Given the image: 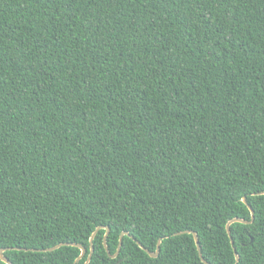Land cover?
I'll list each match as a JSON object with an SVG mask.
<instances>
[{"label":"trees","instance_id":"16d2710c","mask_svg":"<svg viewBox=\"0 0 264 264\" xmlns=\"http://www.w3.org/2000/svg\"><path fill=\"white\" fill-rule=\"evenodd\" d=\"M263 193L264 0H0L11 264H264Z\"/></svg>","mask_w":264,"mask_h":264},{"label":"water","instance_id":"95a60500","mask_svg":"<svg viewBox=\"0 0 264 264\" xmlns=\"http://www.w3.org/2000/svg\"><path fill=\"white\" fill-rule=\"evenodd\" d=\"M263 194H264V193H263ZM242 201H243V203L246 204L245 199H242ZM248 209L250 210V215H251V221H250V222H246V221H244V220H242V219H239V218H234V219L230 220V221L226 224V231H227V234H228L229 238H230L229 227H230L231 224H233V223L249 224V223H251V222L253 221V219H254V213H253V210H252L249 206H248ZM101 228H102V227H98V228L92 233V235H91V237H90V240H89V243H90V250H89V254H88L87 259H86V261H85L84 264H88V263L90 262V260H91V257H92V254H93V248H92V246H91V243H92V240H93V238L95 237L96 233H97L98 230H100ZM105 230H106V232H105L104 237H103V245H104V247L106 248V237L108 236L109 229L106 228ZM186 233H187V234H192V235H193L194 242H195V245H196V248H197V251H198L199 257L201 258V261H202L204 264H208V263H207L206 261H204V260L202 259V257H201V254H200V247H199V243H198V237H197V234H196L195 232H192V233H191V232H186ZM180 234H181V233H177V235H180ZM126 235H128V233H121V234H120V236H119V242H118V246H117L116 253H115L114 255H109L111 259H114V258L118 255L119 250H120V247H121V244H122V237H123V236H126ZM230 242H231V245H232L233 242H232L231 238H230ZM64 245L74 246V247H77V248H79V249L81 250V253H80V256H79L78 260L81 259V258L85 255V253H86L84 247H82V246L74 245V244H64ZM138 245H139V244H138ZM159 245H160V240H159L158 243H157L156 251H155L154 253H153V252H150V251H148V250H146V249H144V251H145L150 257L154 258V257H156L157 254L159 253ZM60 246H61V245H57V246H55V247H52V248H49V249H45V250H43V251H53V250L59 248ZM139 247H140L141 249H143L141 245H139ZM106 250H107V249H106ZM233 251H234V255H235V264H237L239 257H238V254H237V252H236V250H235L234 248H233ZM107 253H108V251H107ZM108 254H109V253H108ZM0 260H1V262H3L4 264H11L10 261L7 260V259L3 256V250H0ZM78 260H77V261H78Z\"/></svg>","mask_w":264,"mask_h":264}]
</instances>
